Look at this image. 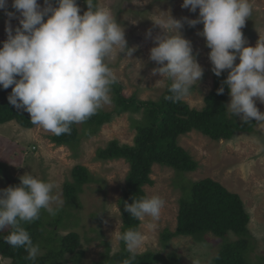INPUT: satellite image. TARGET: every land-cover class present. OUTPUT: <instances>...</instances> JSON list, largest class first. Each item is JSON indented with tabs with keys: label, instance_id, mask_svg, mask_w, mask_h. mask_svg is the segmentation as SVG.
I'll list each match as a JSON object with an SVG mask.
<instances>
[{
	"label": "clouds",
	"instance_id": "9594fccd",
	"mask_svg": "<svg viewBox=\"0 0 264 264\" xmlns=\"http://www.w3.org/2000/svg\"><path fill=\"white\" fill-rule=\"evenodd\" d=\"M85 2L87 10L81 14L77 0H44L43 7L38 0H11L15 11L8 10L9 0H0V10L8 18L7 38L0 46V88L11 87L9 103L26 111L32 124L55 135L71 134L73 124L86 121L110 103L116 76L106 58L116 49L128 57L136 50L128 46L124 28L109 9L95 0ZM181 7L192 13L198 10V15L175 18L159 11L151 20L160 31L145 33L153 41L149 60L157 65L151 74L170 81L165 99L181 101L202 79L204 69L193 54L192 42L182 33L185 24H202L197 35L210 49L212 72L219 77L227 70L217 93L223 94L227 86L228 112L245 123H264V112L255 102L264 103V39L251 46L242 32L253 12L251 0H183ZM12 19L19 22L15 28ZM18 179L19 184L0 188V232L7 229L3 239L12 248H24L25 259L34 262L40 248L23 225L38 220L42 209L55 216L64 201L52 182L31 172ZM163 206L159 195L133 196L130 203L125 201L124 211L137 220H158ZM116 238L129 253L122 264H133L143 233L129 228L117 232Z\"/></svg>",
	"mask_w": 264,
	"mask_h": 264
},
{
	"label": "rangeland",
	"instance_id": "374dc122",
	"mask_svg": "<svg viewBox=\"0 0 264 264\" xmlns=\"http://www.w3.org/2000/svg\"><path fill=\"white\" fill-rule=\"evenodd\" d=\"M44 6V0H38ZM99 6L109 9L117 22L124 28L129 47H135L131 57L114 50L106 63L116 76L125 96H135L140 100L158 99L165 90L168 80L159 74L153 76L152 69L156 63L149 60V50L153 41L145 33L152 29L153 35L160 31L151 19L159 11L170 12L175 18L198 15L182 8L183 0H96ZM253 12L246 19L242 29L247 43L255 46L258 39H264V0H251ZM81 13L85 10L83 0H77ZM8 10L15 11L8 3ZM8 19L0 10V39L7 38L5 21ZM18 20L12 19L13 28ZM203 25L189 27L185 24L182 33L192 42L193 54L204 69L202 79L194 86L188 96L183 98L191 107L200 109L204 97L213 87L214 73L208 59L209 48L205 39L197 35ZM239 60L237 59L236 63ZM161 79V80H160ZM111 96V91L109 93ZM230 98L227 102L229 103ZM256 106L264 112V103L256 99ZM113 102L103 105L101 110L112 111ZM227 110V108H226ZM229 117L241 120L240 116ZM139 112L113 114L103 123L99 130L89 135H81L77 145L70 148L56 145L50 140V131L34 125L25 128L15 121L0 123V188H5L25 172L57 185L64 203L55 216L42 209L46 219V229H53L54 235H64L75 231L80 236V251L76 262L64 264H100L105 255L120 249V240L116 233L121 232V213L118 200L123 193L128 163L122 159H98L97 148L104 147L111 139L131 144L136 134L134 122L140 119ZM81 131V123L77 124ZM251 132H236L230 139L213 140L192 130L178 137V143L197 161L195 170L182 173L180 177L169 167L153 164L150 174L154 183L145 185L146 195H159L164 201L158 220L146 217L140 220L138 229L144 235V242L138 253L152 251L164 257H173L181 264H209L222 244L220 237L208 232L202 240H195L189 235H178L163 240V234L176 227L178 200L182 195L181 182L196 181L209 177L218 181L228 190L240 195L249 214L248 230L255 239L254 248L249 258L257 261L264 257V123L256 122ZM85 166L91 175L89 182L80 185L76 199L69 201L64 195V183L71 181V169L74 165ZM60 222L54 226V217ZM48 219V220H47ZM7 230V229H6ZM5 230V231H6ZM3 231V232H5ZM52 234V235H53ZM230 240L236 239L228 232ZM36 244L40 254L45 253L44 244ZM48 245V244H47ZM70 257V254L64 255ZM264 261V260H263ZM262 261V262H263ZM0 264H10L8 258L0 255ZM264 264V262L262 263Z\"/></svg>",
	"mask_w": 264,
	"mask_h": 264
},
{
	"label": "trees",
	"instance_id": "16d2710c",
	"mask_svg": "<svg viewBox=\"0 0 264 264\" xmlns=\"http://www.w3.org/2000/svg\"><path fill=\"white\" fill-rule=\"evenodd\" d=\"M83 1L84 11H86L87 4L85 0ZM4 40L6 38L0 39V46ZM226 76L227 70L223 71L219 77L214 74L213 87L204 97V105L200 109L191 107L184 99L175 103L166 100L165 96L169 95L170 81L167 82L164 92L158 99L147 100L125 96L121 92V85L115 82L110 87V100L114 104L112 111L98 109L94 115L81 123V131L77 124H73L71 134L55 135L53 133L50 136L54 144L72 148L77 145L81 135L97 132L103 123L112 118L113 114L141 113L140 119L134 122L136 134L131 144L111 139L104 147L97 148L95 155L102 160L122 158L129 165L124 190L118 200L122 219L121 232L129 228L138 229L140 220L124 211V204L125 201L130 203L133 196L139 198L146 195L144 186L154 183L150 177L153 164L172 168L181 181L182 173L179 172H190L197 168V161L179 145L180 135L197 130L213 140H227L236 132L254 130L255 120L245 123L228 116L226 105L230 96L227 86L225 85L223 94L217 93V89ZM10 93L11 87L0 88V123L13 120L25 128H32L34 124L30 120V115L9 103L7 97ZM71 177L72 180L66 181L63 187L65 197L69 201H74L80 185L89 182L91 175L85 166L76 164L71 169ZM19 183V180L14 179L10 185ZM180 185L183 193L178 200L176 227L173 231L165 232L163 240L178 235H189L195 240H202L204 235L210 232L220 237L222 244L209 264H262L264 262L262 256H258L257 261L249 258L255 239L249 233V214L239 194L228 190L209 177L181 182ZM59 222L60 218L56 216L52 224L57 226ZM23 226L29 232L33 243L44 244V247L47 246L46 251L38 255L34 262L28 261L25 259L27 252L24 248H12L3 239V236L8 234V230L0 232V255L8 258L10 264H64L66 261L67 263L70 260L76 262L78 259L81 253L79 234L69 231L64 235H54L53 229H46V219L42 210L38 220L25 223ZM228 232H232L236 239L230 240ZM107 249L100 264H122V261L129 257L123 241H120V249L115 253L109 255ZM66 253L70 254L67 259L64 258ZM133 264L181 263L173 257H164L148 250L138 253Z\"/></svg>",
	"mask_w": 264,
	"mask_h": 264
}]
</instances>
